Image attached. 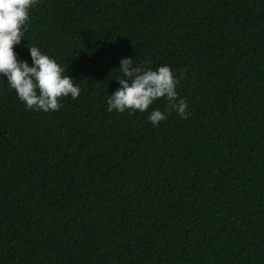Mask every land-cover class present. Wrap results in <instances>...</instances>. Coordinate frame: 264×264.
<instances>
[{"label": "trees", "instance_id": "1", "mask_svg": "<svg viewBox=\"0 0 264 264\" xmlns=\"http://www.w3.org/2000/svg\"><path fill=\"white\" fill-rule=\"evenodd\" d=\"M29 17L19 58L40 47L81 91L33 110L0 75V264H264V0H36ZM125 56L170 65L191 114L108 112Z\"/></svg>", "mask_w": 264, "mask_h": 264}, {"label": "clouds", "instance_id": "2", "mask_svg": "<svg viewBox=\"0 0 264 264\" xmlns=\"http://www.w3.org/2000/svg\"><path fill=\"white\" fill-rule=\"evenodd\" d=\"M36 0H0V75L14 89L26 108L48 112L56 111L62 105L60 98L80 95L79 82L67 74L55 58L43 52L40 47H27L31 62L19 58L14 45H19L29 27V11ZM118 87L107 96V111L144 112L158 98L163 97L170 110L182 118L191 113L188 103L179 97V78L170 65L162 64L155 69L137 63L136 58L121 57ZM112 71V70H111ZM167 118L166 111L152 108L147 119L156 126Z\"/></svg>", "mask_w": 264, "mask_h": 264}]
</instances>
